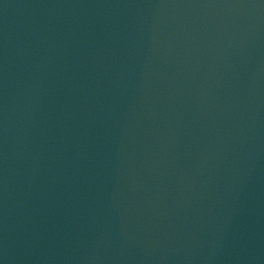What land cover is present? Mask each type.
Segmentation results:
<instances>
[{"label": "water", "instance_id": "water-1", "mask_svg": "<svg viewBox=\"0 0 264 264\" xmlns=\"http://www.w3.org/2000/svg\"><path fill=\"white\" fill-rule=\"evenodd\" d=\"M264 220V0H0V264H202Z\"/></svg>", "mask_w": 264, "mask_h": 264}]
</instances>
